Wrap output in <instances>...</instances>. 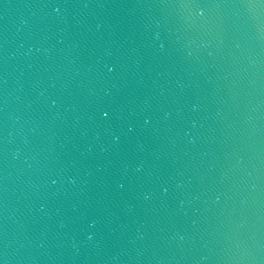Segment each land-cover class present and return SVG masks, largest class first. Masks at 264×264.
Here are the masks:
<instances>
[{"label":"water","instance_id":"water-1","mask_svg":"<svg viewBox=\"0 0 264 264\" xmlns=\"http://www.w3.org/2000/svg\"><path fill=\"white\" fill-rule=\"evenodd\" d=\"M0 264H264V0H0Z\"/></svg>","mask_w":264,"mask_h":264}]
</instances>
